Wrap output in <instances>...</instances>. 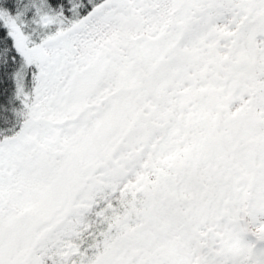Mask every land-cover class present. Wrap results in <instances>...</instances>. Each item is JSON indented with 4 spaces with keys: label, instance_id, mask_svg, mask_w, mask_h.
I'll return each instance as SVG.
<instances>
[{
    "label": "snow or ice",
    "instance_id": "obj_1",
    "mask_svg": "<svg viewBox=\"0 0 264 264\" xmlns=\"http://www.w3.org/2000/svg\"><path fill=\"white\" fill-rule=\"evenodd\" d=\"M0 264H264V0H0Z\"/></svg>",
    "mask_w": 264,
    "mask_h": 264
}]
</instances>
